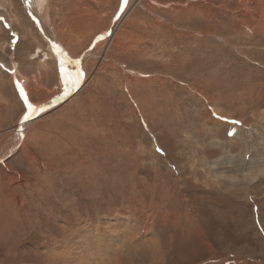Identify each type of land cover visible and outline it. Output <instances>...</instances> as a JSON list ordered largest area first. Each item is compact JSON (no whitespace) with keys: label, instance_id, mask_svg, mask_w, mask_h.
I'll use <instances>...</instances> for the list:
<instances>
[{"label":"rangeland","instance_id":"374dc122","mask_svg":"<svg viewBox=\"0 0 264 264\" xmlns=\"http://www.w3.org/2000/svg\"><path fill=\"white\" fill-rule=\"evenodd\" d=\"M46 4L61 60L0 0V264H264V0Z\"/></svg>","mask_w":264,"mask_h":264},{"label":"bare ground","instance_id":"6f19581e","mask_svg":"<svg viewBox=\"0 0 264 264\" xmlns=\"http://www.w3.org/2000/svg\"><path fill=\"white\" fill-rule=\"evenodd\" d=\"M23 1H24V5L26 6V9L28 10V12L32 16V18L34 19V21L36 22L38 27L41 29V31L44 34V36H46L47 38L49 37L50 42L51 41L54 42V49H56L55 51H59L58 55H57L58 59L61 60V59L65 58L66 57L65 56V54H66L65 52L66 51L63 48L60 49L59 45L55 44L58 41V39L55 37L53 32L50 31V26H48V24H47V12H48V10H47L48 7H47V4H46L47 0H23ZM132 1L136 5H138L142 0H132ZM54 38L56 39V42H55ZM115 41H116V34L114 33L109 38H107L106 45L107 44L109 46L114 45ZM57 48H58V50H57ZM61 74L63 76V72Z\"/></svg>","mask_w":264,"mask_h":264},{"label":"water","instance_id":"95a60500","mask_svg":"<svg viewBox=\"0 0 264 264\" xmlns=\"http://www.w3.org/2000/svg\"><path fill=\"white\" fill-rule=\"evenodd\" d=\"M50 105H52V104H50ZM47 107H48V105H44V106H42L39 110H44V109H46ZM36 111H38V109L31 110L29 114L35 113Z\"/></svg>","mask_w":264,"mask_h":264},{"label":"snow or ice","instance_id":"6c2138e0","mask_svg":"<svg viewBox=\"0 0 264 264\" xmlns=\"http://www.w3.org/2000/svg\"><path fill=\"white\" fill-rule=\"evenodd\" d=\"M23 94V93H22ZM29 107L31 108L32 106L31 105H29ZM157 151H160L159 149H157Z\"/></svg>","mask_w":264,"mask_h":264}]
</instances>
